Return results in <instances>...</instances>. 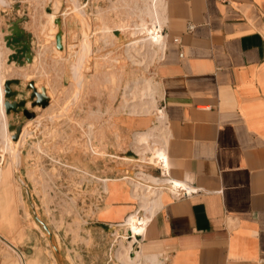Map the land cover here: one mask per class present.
Instances as JSON below:
<instances>
[{
  "label": "rangeland",
  "instance_id": "1",
  "mask_svg": "<svg viewBox=\"0 0 264 264\" xmlns=\"http://www.w3.org/2000/svg\"><path fill=\"white\" fill-rule=\"evenodd\" d=\"M24 2L22 21L25 33L34 36L30 47L35 58L27 66L10 61L14 51L3 41L0 52L14 67L6 71L0 65V80L5 75L33 80L49 102L44 108L35 106L36 116L30 120L19 114L11 121L4 111L8 124L22 121L24 129L17 144L0 130V264H123L117 251L132 239L128 216L108 230L93 223L92 215L113 179L124 178L130 187L141 182L148 186L147 196L161 189L150 183L156 177L149 174L160 166L159 159L154 161L159 152L156 130L137 142L139 132L134 136L118 124L121 112L144 113L141 109L151 101L133 94L134 86L152 80L159 54L156 47L140 42L146 32L137 23L144 18L152 25L144 12L146 2ZM58 32L63 50L56 46ZM152 48L157 51L154 58ZM156 126L157 121L150 128ZM149 212L138 203L131 213L145 221Z\"/></svg>",
  "mask_w": 264,
  "mask_h": 264
},
{
  "label": "crops",
  "instance_id": "2",
  "mask_svg": "<svg viewBox=\"0 0 264 264\" xmlns=\"http://www.w3.org/2000/svg\"><path fill=\"white\" fill-rule=\"evenodd\" d=\"M7 1L0 4V44L15 21L26 29L25 0ZM163 3L164 46L151 82L164 115V131L155 134L163 136L157 141L166 167L149 174L168 182H150L161 188L159 206L132 244L139 252L133 264H264V0ZM0 54L4 70L12 69ZM19 80L11 85L15 100L34 112L29 80ZM137 113L118 119L134 136L157 121L155 111ZM19 114L30 120L22 109L8 119ZM174 184L191 191L176 196ZM105 191L92 222L109 230L138 203L124 178Z\"/></svg>",
  "mask_w": 264,
  "mask_h": 264
},
{
  "label": "bare ground",
  "instance_id": "3",
  "mask_svg": "<svg viewBox=\"0 0 264 264\" xmlns=\"http://www.w3.org/2000/svg\"><path fill=\"white\" fill-rule=\"evenodd\" d=\"M144 1L146 2V5L144 3V5H145L144 12H146L145 14H147L150 17V20H151L150 24H152V25L148 26V23L144 18L141 19L140 23H137V29L141 30V32H142V30H144L146 32V36L142 37L140 42H144L145 44L151 45L152 47H156L157 50H160V49L163 50L162 49V46H164L163 45V34L161 32V30H162V13L164 12L163 0H143V2ZM128 2H129V0H128ZM140 12H142V11H140ZM50 16L52 18H54L53 15H50ZM141 47H142V45H141ZM150 53H151L150 57L154 58L157 54V51H156V49L154 50L152 48ZM0 70H1V66H0ZM3 81L4 80H0V130H1L3 136L11 139V137L9 135L10 132L8 130V123H7L6 118H5L4 106H3V101H4ZM35 86L38 87V90L41 87L37 82L35 83ZM133 88L137 89V91L133 90V94H137V92H138V95H142V96L145 95L151 99V101L148 102V106L143 107L141 110L144 112L156 111V120L158 123V126H156L154 129L149 128L146 131L137 133L136 134V141L138 142L140 139L146 138L147 136L149 137V135L151 134L152 131L153 132H154V130H158V131L161 130L162 131L164 129V128L162 129V127H161L162 125H164V115H163V113H161V111L159 110V108L156 105V100H155L154 91H153V84L151 81L148 80L145 83H143L142 86H139V87L134 86ZM162 138H163V136H160V135H157L156 137H154L155 145H158L156 147H158L157 149L159 150L158 156L154 159V161L156 162V159H159L160 166L164 169V167H166V161H165V157L163 155V150L161 149V146H159V142L157 141V140L162 139ZM22 139H23V130H22V133H21L19 139L17 141H14L15 144L20 143L22 141ZM141 152L144 153V151H141ZM163 160L165 161V163L163 162ZM142 173H140V174H142ZM143 176H144V174H143ZM145 176L150 177L148 175H145ZM1 178H2V173H1V168H0V179ZM149 179L150 178H148L147 181ZM152 180H154L155 183L157 182L160 184V183H166L167 178H163V179H161V181H157L156 178L152 179ZM103 181L106 182L107 180L105 179ZM154 181H153V183H154ZM147 188H148V186H145L143 183L135 182L133 187H131V189H132L131 193H132L133 198H136L138 200L139 208L141 210H145V211L150 210L149 213L152 214L159 206V193L160 192L156 193L153 191L154 194L152 193V195H150V196L148 194V196H147V192L145 193V191H146L145 189H147ZM147 191H148V189H147ZM142 193H143V195H142ZM144 193H145V195H144ZM150 217H151V215H150ZM150 217H148L147 220H145V221L144 220L140 221L138 219L136 213H131L130 215H128V217L126 219V224L128 225L127 230L131 234L132 239L129 241L130 243L128 246L124 245L121 249H119L117 251V257H118V259H120L122 261L123 264H133V261L135 262L138 259L137 257H138L139 252H137L133 248L132 242L136 240L137 234L140 235L143 233L144 227L146 225L145 222L147 223V221Z\"/></svg>",
  "mask_w": 264,
  "mask_h": 264
},
{
  "label": "water",
  "instance_id": "4",
  "mask_svg": "<svg viewBox=\"0 0 264 264\" xmlns=\"http://www.w3.org/2000/svg\"><path fill=\"white\" fill-rule=\"evenodd\" d=\"M54 22L56 24L60 23V19L55 18ZM10 34H8L5 38L6 45L13 49L14 53L9 56V60L12 59L14 61L20 62V64H25L32 62V52L30 47V34H26L22 27L18 25V21H15L13 25L9 28ZM56 46L58 49L63 50L62 45V35L61 32H58L56 35ZM20 80L18 78H8L3 81V91H4V111L6 114L12 112H20L22 109V113L28 119H32L36 116L35 112L28 110L25 108L26 100H19L16 101L15 97L17 94V90L11 88L12 84H19ZM27 88L31 90L30 99L32 100L31 105L34 106H41L44 108L48 102L49 98L46 94L44 88L42 87V91L39 92L35 86V82L33 80H29L27 83ZM8 128L11 131H15V133L11 136L12 140L17 141L20 137L22 132L23 124L19 125H12L8 124ZM43 228L48 231V227L44 222H41Z\"/></svg>",
  "mask_w": 264,
  "mask_h": 264
},
{
  "label": "built area",
  "instance_id": "5",
  "mask_svg": "<svg viewBox=\"0 0 264 264\" xmlns=\"http://www.w3.org/2000/svg\"><path fill=\"white\" fill-rule=\"evenodd\" d=\"M191 190L187 189L185 186L182 185H175L174 184V192L176 196L183 194L190 193Z\"/></svg>",
  "mask_w": 264,
  "mask_h": 264
}]
</instances>
